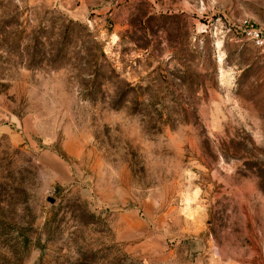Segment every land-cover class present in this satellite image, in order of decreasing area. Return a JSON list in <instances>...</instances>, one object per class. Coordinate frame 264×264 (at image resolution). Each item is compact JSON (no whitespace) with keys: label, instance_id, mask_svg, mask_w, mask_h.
I'll list each match as a JSON object with an SVG mask.
<instances>
[{"label":"rangeland","instance_id":"1","mask_svg":"<svg viewBox=\"0 0 264 264\" xmlns=\"http://www.w3.org/2000/svg\"><path fill=\"white\" fill-rule=\"evenodd\" d=\"M264 0H0V264H264Z\"/></svg>","mask_w":264,"mask_h":264},{"label":"built area","instance_id":"2","mask_svg":"<svg viewBox=\"0 0 264 264\" xmlns=\"http://www.w3.org/2000/svg\"><path fill=\"white\" fill-rule=\"evenodd\" d=\"M241 29L252 41L264 50V26L255 24L249 19H244L240 23Z\"/></svg>","mask_w":264,"mask_h":264}]
</instances>
